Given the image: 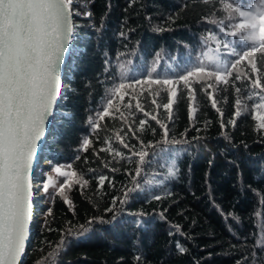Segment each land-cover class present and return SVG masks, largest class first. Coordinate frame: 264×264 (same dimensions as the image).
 I'll list each match as a JSON object with an SVG mask.
<instances>
[{
    "label": "trees",
    "instance_id": "16d2710c",
    "mask_svg": "<svg viewBox=\"0 0 264 264\" xmlns=\"http://www.w3.org/2000/svg\"><path fill=\"white\" fill-rule=\"evenodd\" d=\"M72 8L79 13L73 15L72 65L44 159L65 170L71 165L88 184L65 189L71 204L55 190L42 207L39 231L24 264H264V128L254 118L264 92L252 87L257 76L264 85V53L255 56L258 73L244 61L237 66L245 73L241 79H235L233 70L227 85L214 79L195 83V102L182 82L176 85L178 102L169 118L166 109L152 104L153 99L166 103L167 92L161 90L157 97L151 90L160 86L134 81L146 79L144 73L154 62L153 76L160 78L175 79L197 66L204 53L218 46L206 42L210 35L244 50L239 37L226 34L234 21L225 19L221 0H75ZM210 18L225 19V31L209 23ZM213 54L224 62L236 59L222 44ZM121 64L125 83L132 85L130 94L124 102L117 97L114 108L120 111L94 128L110 89L120 82ZM137 99L167 125L169 138L186 142L147 147L161 140L164 129L135 107ZM140 120L146 121L143 130ZM85 138L91 141L87 151L82 148ZM142 144L149 155L137 176L139 158L132 153ZM109 145L123 158L101 151ZM101 176L106 177L102 186ZM90 219L89 231L68 234ZM62 239L59 255L45 260ZM178 245L186 251L181 253Z\"/></svg>",
    "mask_w": 264,
    "mask_h": 264
},
{
    "label": "snow or ice",
    "instance_id": "6c2138e0",
    "mask_svg": "<svg viewBox=\"0 0 264 264\" xmlns=\"http://www.w3.org/2000/svg\"><path fill=\"white\" fill-rule=\"evenodd\" d=\"M75 0H0V264H20L21 257L25 253L26 241L29 234V225L33 219V164L37 156L38 147L45 135V125L48 118L52 115L53 106L56 104L60 92V66L64 59L65 51L69 42L73 38L75 25L73 23V4ZM209 3L210 0H203ZM222 11L227 15V21H234L228 25L227 35L239 37L242 44L246 45L244 50L237 51L235 46L230 43L217 41L215 35L206 38L207 41L217 42V48L203 54V59L197 66L187 69L180 73L175 79L168 77L160 78L159 75L153 76L157 69L155 62L150 72L144 73L146 79L138 78L136 84H148L160 86L156 90H151L152 94L159 96V92L165 91L168 94L167 102L160 104L156 99L152 104L157 108L163 107L171 117L172 107L178 102L176 85L183 83L187 90L190 101L195 102V83L207 80H215L217 83L227 85L228 77L236 71L235 79H241L245 73L237 68L244 61H248L253 73H258L256 53H264V0H221ZM79 14V13H75ZM235 14V15H233ZM91 15V12L86 13ZM214 17V14H213ZM225 19L216 20L210 18L209 23L217 24L220 31L224 32ZM164 29H157L163 31ZM230 49L231 55L236 59L231 62H224L214 55L213 52L220 51V45ZM207 60L214 68L208 67L204 63ZM121 78L108 93L109 98L101 111L97 113L98 120L93 124L94 128H99V121L105 116H114L119 112V108H114V100L124 102V97L129 95L128 89L131 83H125L124 65H120ZM204 87V84L201 85ZM212 84L208 83L207 88ZM253 89L259 88L264 92V85L260 83V78L252 82ZM239 93L240 89L236 88ZM209 99H212L211 94ZM135 98V97H133ZM251 98V97H249ZM236 116L241 114L240 100L237 99ZM126 107H131L130 102H125ZM212 106L216 107V101L212 100ZM145 116H151L157 124L164 129L163 137L155 145H148L149 148H156L159 145H177L186 141L169 138L167 125L157 119L156 115H151L141 107L137 99L135 105ZM255 109L264 108V96L261 103L255 104ZM194 113V109L190 107ZM219 111V109H217ZM124 113H121L123 116ZM254 118L258 121V128H264V115L257 114ZM91 123V121H90ZM146 121L140 120V130H143ZM230 123H235L230 121ZM116 138L123 143V137L116 133ZM91 141L84 139L82 148L87 151ZM124 147H128L124 144ZM167 149H161L166 151ZM101 151L114 152L116 156L122 153L116 151L109 145L107 149ZM134 156H138V167L136 175L139 176L145 158L149 155L141 145L139 151H133ZM174 167V165H173ZM72 166L68 165L67 170L60 166H54L47 175L46 181L42 185V191L48 193L52 188L61 195L65 203L71 204L67 196H64L66 188L72 184L79 185L81 188L88 184V181L79 175ZM170 175L175 173L170 170ZM63 177V182L58 178ZM106 177L99 178V184H104ZM135 183V182H134ZM37 189L40 188L36 184ZM134 189H130L132 191ZM159 200L160 196L153 197ZM127 201V192L125 200ZM115 204V201H113ZM107 211H112L111 208ZM51 209L48 210L50 216ZM143 215V213H139ZM163 218V217H162ZM46 222V221H45ZM94 220H88L79 226L77 232L68 229L69 235H82L90 230ZM103 222V221H101ZM264 230V229H262ZM264 242V237H262ZM64 248L62 239L57 249L50 251L45 260L59 255ZM181 253L186 249L179 246ZM137 260L140 257H136ZM38 264H45L39 261Z\"/></svg>",
    "mask_w": 264,
    "mask_h": 264
},
{
    "label": "water",
    "instance_id": "95a60500",
    "mask_svg": "<svg viewBox=\"0 0 264 264\" xmlns=\"http://www.w3.org/2000/svg\"><path fill=\"white\" fill-rule=\"evenodd\" d=\"M73 23H75L74 18H73ZM75 48V46L72 43V39L69 42L68 48L65 51V55H64V59L61 63L60 66V80H61V87H60V92L59 95L57 97V101L56 104L53 106V111H52V115L48 118V121L46 122L45 125V135L42 138L41 142H40V146L38 147V151H37V156L34 160V164H33V179H34V183L36 182V172L39 171V168L41 166V162L44 159V147L48 141V139L51 136V129L53 127L54 124V120H55V116L57 114V109L59 107V105L61 104V99L64 95V92L67 88L66 83H65V78L68 77V73H69V68L72 65V59H71V55L73 54L72 49ZM36 192V189L33 190V194ZM34 201V199H33ZM34 207L37 208L38 210V205H33ZM31 224V223H30ZM30 228V225H29ZM38 233V228H37V224H36V228L33 230L29 229V234H28V239L26 241V246H25V253L24 255L21 257V261L20 264H24L26 261V258L29 254V252L31 251V249L33 248V244L35 241V238L37 236Z\"/></svg>",
    "mask_w": 264,
    "mask_h": 264
},
{
    "label": "rangeland",
    "instance_id": "374dc122",
    "mask_svg": "<svg viewBox=\"0 0 264 264\" xmlns=\"http://www.w3.org/2000/svg\"><path fill=\"white\" fill-rule=\"evenodd\" d=\"M73 12H74V14L77 13L76 11H73ZM259 103H261V101ZM257 114L264 115V108L255 109V115H257ZM53 167L54 166L51 165L48 161L43 160L41 162V166L39 168V171L36 172V176H35L36 177V182L34 184H39L40 185V188L39 189H37L34 186V188L36 189V192H35L36 199L35 200L37 201V204H38V210H37V215H36V216H38V219H37V228H38V231H39V227H40V222L42 220V207H44L45 205H47L49 203V200L51 199L50 198L51 195L55 192V190L52 189V188L49 189V192L48 193H44L42 191V183H44L46 181L47 175L50 173L53 176H55V173L54 172H51V169ZM60 178H58L59 181H60Z\"/></svg>",
    "mask_w": 264,
    "mask_h": 264
},
{
    "label": "bare ground",
    "instance_id": "6f19581e",
    "mask_svg": "<svg viewBox=\"0 0 264 264\" xmlns=\"http://www.w3.org/2000/svg\"><path fill=\"white\" fill-rule=\"evenodd\" d=\"M36 184H34L35 186ZM35 189V188H34ZM33 199H34V204L33 205H38L37 204V201L35 200L36 197H35V193L33 194ZM37 215V208L33 206V219H32V222L30 224V230H33L36 228V224H37V219H38V216Z\"/></svg>",
    "mask_w": 264,
    "mask_h": 264
}]
</instances>
